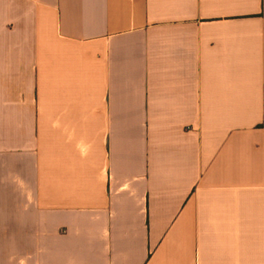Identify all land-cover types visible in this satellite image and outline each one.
Listing matches in <instances>:
<instances>
[{
    "label": "crops",
    "instance_id": "1",
    "mask_svg": "<svg viewBox=\"0 0 264 264\" xmlns=\"http://www.w3.org/2000/svg\"><path fill=\"white\" fill-rule=\"evenodd\" d=\"M21 259L264 264V0H0Z\"/></svg>",
    "mask_w": 264,
    "mask_h": 264
},
{
    "label": "clouds",
    "instance_id": "2",
    "mask_svg": "<svg viewBox=\"0 0 264 264\" xmlns=\"http://www.w3.org/2000/svg\"><path fill=\"white\" fill-rule=\"evenodd\" d=\"M58 126H59L58 124H54V125H53V127H58ZM20 264H24L23 259H21Z\"/></svg>",
    "mask_w": 264,
    "mask_h": 264
}]
</instances>
